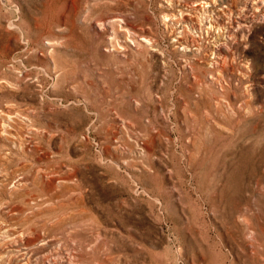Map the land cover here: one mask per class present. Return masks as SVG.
<instances>
[{
	"label": "rangeland",
	"instance_id": "rangeland-1",
	"mask_svg": "<svg viewBox=\"0 0 264 264\" xmlns=\"http://www.w3.org/2000/svg\"><path fill=\"white\" fill-rule=\"evenodd\" d=\"M250 1L0 0V264H264Z\"/></svg>",
	"mask_w": 264,
	"mask_h": 264
},
{
	"label": "bare ground",
	"instance_id": "bare-ground-1",
	"mask_svg": "<svg viewBox=\"0 0 264 264\" xmlns=\"http://www.w3.org/2000/svg\"><path fill=\"white\" fill-rule=\"evenodd\" d=\"M200 3L201 2H197L195 5H198V7L199 6L200 7H206V6L208 7L209 6L208 3H203V4H200ZM249 3H250L251 8L254 9V11H257V10H260L261 8H264V0H251ZM205 14L209 15V16L212 15L211 13H205ZM262 17L264 18V12L262 14ZM164 19L170 20L172 18L164 16ZM216 64H217V67H219L218 61H216ZM18 181L22 182V179H19ZM7 232H8V235H11L10 241L12 243L19 244L20 242L23 241V239H22V238H24V230L23 229L22 230L21 229L18 230L16 233H14L12 231H8V230H7ZM18 250H20V248ZM20 255H21L20 259L23 260L24 262H27L26 259L29 257L27 255V253H20ZM52 261H53V263H51L49 261V264H76L77 259H76V256H74V255H71V256H56V257L52 258Z\"/></svg>",
	"mask_w": 264,
	"mask_h": 264
}]
</instances>
